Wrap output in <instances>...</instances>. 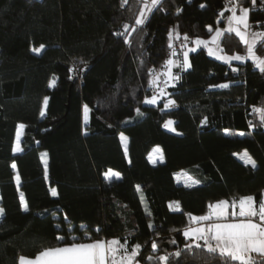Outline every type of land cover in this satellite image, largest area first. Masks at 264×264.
Listing matches in <instances>:
<instances>
[{
    "label": "trees",
    "instance_id": "1",
    "mask_svg": "<svg viewBox=\"0 0 264 264\" xmlns=\"http://www.w3.org/2000/svg\"><path fill=\"white\" fill-rule=\"evenodd\" d=\"M226 4L163 0L136 25L142 0H0V264L34 258L41 247L62 244L57 237L70 242L85 229L92 239L139 243L141 264H155L146 259L150 254L180 250L171 264H220L204 250H185L186 216L207 214L219 200L261 199L264 121L254 109L264 107V72L246 61L228 64L205 48L191 51L189 70L180 65L184 45L210 39L225 25L232 9ZM240 6L251 9L249 22L264 20V0H240ZM220 40L224 55H246L234 33ZM176 42L180 78L168 98L148 105L157 95L152 81ZM257 54L264 56V48L258 45ZM225 83L228 88L218 87ZM169 100L177 109H166ZM170 120L175 133L165 128ZM121 134L128 138L125 150ZM154 147L162 148L163 163L149 160ZM110 169L120 177L106 178ZM181 171L199 183H177Z\"/></svg>",
    "mask_w": 264,
    "mask_h": 264
},
{
    "label": "snow or ice",
    "instance_id": "2",
    "mask_svg": "<svg viewBox=\"0 0 264 264\" xmlns=\"http://www.w3.org/2000/svg\"><path fill=\"white\" fill-rule=\"evenodd\" d=\"M142 2L144 10L140 12V18L135 20L136 25H143L147 18V13H150L153 9H158L163 4V0H142ZM122 3H127V0H122ZM229 3H234L235 6L230 9L231 15L227 17L229 27L226 31L229 34L235 33L239 37L240 41L246 46V55H222L217 58L224 60L228 64H231L234 60L245 62L251 59L254 66L264 72V57L257 54L258 45L260 48H264V32L251 31V25L249 24L250 8L240 6V0H229ZM251 4L255 5L256 0H251ZM237 7L240 12L239 15H237ZM226 11H229V9H226ZM221 16H223V12ZM128 28L129 25L124 26L125 31H128ZM223 33L224 30H216L213 43H216ZM195 43L200 45L205 42L197 39ZM43 47L41 45L40 48H34L33 51L39 52ZM220 50L223 51V49ZM190 51H195V49H190ZM209 54H213L211 49H209ZM173 63L172 60L168 61L169 65ZM180 67H191L188 61V52L184 53L183 64ZM232 71H238V69L233 68ZM168 76L172 80H179L180 78L179 76H174L171 69L168 71ZM152 83L156 84L157 79L154 78ZM51 84H55V79L51 81ZM218 87L228 88L229 84H221ZM161 95H163V91ZM156 102L157 97L155 95L145 101V103L149 104H155ZM47 103L48 98L46 97L44 99L45 107ZM175 103V100H169L165 107L174 106ZM254 110L260 113L261 120L264 121V107L255 108ZM89 111L88 105H84L85 123L88 121ZM137 113L142 114L139 113V109H137ZM43 114L42 112L41 115ZM172 123L173 121H168L165 127L170 126ZM24 127L25 125L23 124L19 125L20 129ZM225 131L227 132L228 130ZM240 135H244V133H240ZM121 139L127 138L121 134ZM14 151H22L19 132L17 133ZM244 156L247 158L246 163L253 168L257 166L256 161L248 155L247 151H245ZM16 167V164L13 163L12 168L15 169ZM105 176L108 179L112 177L119 178L120 174L110 169L105 173ZM15 181L19 186L21 177L18 172L15 176ZM196 183H199V181H196ZM137 188L139 189V186ZM51 194L57 196L58 192L53 188ZM20 202L23 210L29 211V204L23 193L20 195ZM176 204L178 208L179 202H176ZM208 209L209 211L204 215L193 216L189 214L191 221L196 222L198 226H189L183 231L185 238L190 241L185 245V250L189 252L193 249L204 250L211 254L212 257L218 259L220 264H264V190H262L259 201L254 195H246L232 198L231 201L224 199L210 203ZM4 212V208L0 207V217H3ZM149 227H152V225H149ZM96 231H99V229ZM57 240L63 243L56 246L41 247L34 258L21 255L18 257V264H140V261L144 259L141 256V245L139 243L131 246L126 239L122 241L121 238L108 240L92 239L86 229L83 237L72 236L70 242H65L64 236L57 237ZM172 243H175V241H172ZM151 249L153 253L158 252V244L153 242ZM182 251H176L171 254L165 253L164 255L150 254L146 259L150 262H155V264H159V262L171 264L172 257H180ZM257 257L260 259H257Z\"/></svg>",
    "mask_w": 264,
    "mask_h": 264
},
{
    "label": "crops",
    "instance_id": "3",
    "mask_svg": "<svg viewBox=\"0 0 264 264\" xmlns=\"http://www.w3.org/2000/svg\"><path fill=\"white\" fill-rule=\"evenodd\" d=\"M187 45H184V47L182 48V58H184V53L185 52H188V61H189V57H190V54L191 53H189V51H188V49H187ZM178 57H176V58H173V59H170V60H172L174 63L172 64V65H169L168 63L166 64V67H165V69H164V71H162L161 72V74H162V78H164V81L163 82H161V79L159 78V75H157L155 78L157 79V83L156 84H154L155 86H158V89H159V93H157V95H155V96H158V98H159V101L161 100V98L162 97H164L165 96V94H166V91H168L169 90V87H171V86H173V84H175L176 82H177V80H174L175 82H173V80L172 79H169V76H168V71H169V69H171V72H172V74L175 76V69L177 68V67H179V59L180 58H178ZM233 62V61H232ZM231 62V63H232ZM235 62V61H234ZM186 70H189L191 67H184ZM165 82H167V83H165ZM172 82H173V84H172ZM163 91V95H161V92ZM161 102V101H160ZM23 130H24V128H23ZM22 130V131H23ZM23 133H24V131H23ZM23 136V135H22ZM22 139V138H21ZM20 142H21V140H20ZM127 145H128V140H126V139H124L123 140V148H124V150L127 148ZM159 149V150H158ZM21 152V151H20ZM20 152H15L16 154H19ZM244 159H247L245 156H244V153H242V155H241ZM154 157V158H153ZM149 160H151V162L154 164V165H157V164H160V163H163L165 160H164V154H163V150H162V148H159V147H154V149L152 150V152L150 153V155H149ZM182 173H184L183 171H181ZM181 172H178V173H176L175 174V180H176V182L177 183H179V184H181V185H184L185 186V184L183 183V182H178V174H180ZM186 173V172H185ZM187 175H188V173H186ZM189 176V175H188ZM189 178H191L190 176H189ZM192 179V178H191ZM193 180V179H192ZM194 181V180H193ZM196 182V181H195ZM187 186V185H186ZM193 186H195V184L193 185ZM193 186H189V187H193ZM229 211H231V209H229ZM201 223H206V222H201ZM196 226H198L197 225V223L196 222H194V226L193 227H196ZM106 240V239H105ZM186 240H187V238H186ZM141 264V263H140Z\"/></svg>",
    "mask_w": 264,
    "mask_h": 264
},
{
    "label": "rangeland",
    "instance_id": "4",
    "mask_svg": "<svg viewBox=\"0 0 264 264\" xmlns=\"http://www.w3.org/2000/svg\"><path fill=\"white\" fill-rule=\"evenodd\" d=\"M142 10H144L143 9V7H142ZM240 14V12L238 11V9H237V15H239ZM147 15H148V13H147ZM231 15V11H230V14L227 16V17H229ZM221 17V19H220V21L222 20V16H220ZM139 18H140V16H139ZM229 27V24H228V20L226 19V21H225V25L224 26H220V25H218V27L216 28V30H224V33H223V35L221 36V37H219L218 39H217V41H216V43H213V37L216 35V31L214 32V34H213V36L210 38V39H200V40H202V41H204L205 43H202V44H200V45H197L196 43H195V41L197 40V39H195L194 40V43L192 44V45H190V46H188L187 47V49H188V51H189V53H191V51H190V49H195V51L196 50H198V49H202V48H205L206 50H207V52H209V49H211L212 50V53L213 54H211L212 56H216V57H218V56H222V55H224L222 52H220V48H219V46H220V42H221V38L225 35V33L227 32L226 30H227V28ZM242 27V26H241ZM242 30H243V28H242ZM235 34V33H234ZM245 46V45H244ZM245 48H246V46H245ZM262 57H264V56H262ZM222 61H224V60H222ZM235 62H237V61H239V60H234ZM233 61V62H234ZM225 62V61H224ZM241 62V61H240ZM246 62L247 63H253V61L251 60V59H248V60H246ZM189 63H190V60H189ZM173 82H175L174 80H173ZM173 82H172V84H173ZM174 85V84H173ZM157 97V102L155 103V104H149V103H147L148 105H153V106H157L159 103H160V101H159V98H158V96H156ZM152 97H150V98H147L146 100H149V99H151ZM170 107V106H169ZM169 107H166V109H168ZM88 118H89V116H88ZM170 121H172V120H170ZM84 122H85V120H84ZM168 122V121H167ZM166 122V123H167ZM168 131H170V132H176V129H175V124L174 123H172L170 126H168V127H165ZM173 129H175V130H173ZM23 129H20L19 128V126H18V132H19V135H20V140H21V138H22V135H23V131H22ZM125 137V136H124ZM17 138V137H16ZM126 140H128V138L126 139ZM15 143H16V140H15ZM20 147H21V142H20ZM15 148H16V145H15ZM159 150V149H158ZM16 152V151H15ZM244 153H245V151H244ZM154 158V157H153ZM240 159H241V157H240ZM178 179V182H183L185 185H187V186H193L194 184L196 185L197 183L195 182V181H193L191 178H189V176L184 172V173H180V174H178V177H177Z\"/></svg>",
    "mask_w": 264,
    "mask_h": 264
},
{
    "label": "built area",
    "instance_id": "5",
    "mask_svg": "<svg viewBox=\"0 0 264 264\" xmlns=\"http://www.w3.org/2000/svg\"><path fill=\"white\" fill-rule=\"evenodd\" d=\"M227 6H228V8H233L235 5H234V3H229V0H227V4H226ZM249 24L251 25V31H255V32H264V20H262V21H260V22H258V23H251V22H249ZM182 47V44H181V42H176L175 44H174V46H173V48L171 49V51H170V55H169V58H168V60L165 62V64H164V66H166V64L168 63V61L170 60V59H173L174 57H175V55H176V53L179 51V49ZM157 75H159V78L161 79V82H163L164 81V78H162V74H161V72H157ZM156 75V76H157ZM152 90H153V92L154 93H156L157 94V92H159V89H158V86H153L152 87ZM169 90L168 91H166V94H165V98H168L169 97ZM172 108L173 109H177V105L175 104L174 106H172ZM187 217V228L189 227V226H191V227H193L194 226V222L193 221H191V219H190V217H189V215H187L186 216Z\"/></svg>",
    "mask_w": 264,
    "mask_h": 264
}]
</instances>
